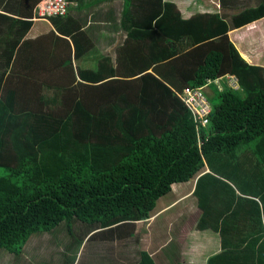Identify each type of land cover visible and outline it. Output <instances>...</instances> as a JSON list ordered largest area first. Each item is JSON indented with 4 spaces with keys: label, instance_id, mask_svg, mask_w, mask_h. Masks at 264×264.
I'll list each match as a JSON object with an SVG mask.
<instances>
[{
    "label": "trees",
    "instance_id": "16d2710c",
    "mask_svg": "<svg viewBox=\"0 0 264 264\" xmlns=\"http://www.w3.org/2000/svg\"><path fill=\"white\" fill-rule=\"evenodd\" d=\"M156 9L155 51L141 45L142 56L116 65L105 57L90 71L68 39L24 40L31 22L12 21L0 57V249L19 259L34 239L36 249L61 240L53 264L73 263L80 241L134 240L161 198L177 183L191 192L198 179V227L221 234L225 256L239 250L264 264V67L248 63L228 33L264 17V5L230 21L220 12L184 18L172 2ZM228 73L241 88H216L219 102L200 127L178 93ZM71 227L74 236L64 234ZM133 264L157 263L141 250Z\"/></svg>",
    "mask_w": 264,
    "mask_h": 264
},
{
    "label": "crops",
    "instance_id": "0c3cea01",
    "mask_svg": "<svg viewBox=\"0 0 264 264\" xmlns=\"http://www.w3.org/2000/svg\"><path fill=\"white\" fill-rule=\"evenodd\" d=\"M44 1L0 0V30H3L4 40L0 47V57L8 55V44L12 37L10 29L13 20L21 21L24 25L27 22H31L24 40L40 39L42 42H47L54 41L55 36L68 39L73 51L78 50L79 52L80 67L83 70L90 71L96 70L98 63L101 62L100 59L105 57H111L116 65L115 60L118 56L119 58L126 57L127 59L142 56L141 45H148L149 54L151 45L155 51V35L153 33V37H151L150 33L151 30L156 29V5L161 2L176 3L184 18H190L196 13L220 12L228 21L231 20L232 15L244 7L264 5V0H183L182 3H180V0H67L70 4L69 12L66 17L62 18L37 20L20 18L8 12L13 9L26 10L31 7L33 12H35L36 6ZM130 32L133 33L131 38L129 37ZM146 33L147 36H145ZM228 33L240 54L248 63L264 66V61L261 60L262 56L257 47H255L260 43L264 46V17L240 28L231 27ZM125 43L127 47H125ZM245 46H251V48ZM74 64L77 66L76 62ZM148 71L153 72V69ZM52 73H54L53 70L46 72V74ZM226 76L217 79L211 85L217 84L218 89L222 88V84L224 87L228 86ZM207 170L208 168H206L205 172L199 174V178L208 172ZM197 185L198 179L193 184V190L186 192V195L185 193L179 195L177 190H175L173 192L175 194L173 201L166 199L167 196L161 198L152 217L138 222H150L146 225L149 228V234H142L147 238L146 241L151 243L149 247L151 250L147 249L146 251L155 259L156 254H161L167 244L174 239L175 229L181 230V232L185 231V249L176 252L178 253L176 257L179 259L176 262L182 261L185 264H252L243 251L230 250L225 256L224 252L226 250L223 248L219 232L212 228L201 229L199 227L200 230L197 229L203 216V210L199 208L194 200L198 201L195 196ZM181 196H185V202L187 199L193 202V206L191 208L186 204V208H188L185 213H182L181 220L183 222L185 219V222L180 226L174 227L173 217L175 213L172 212V206L176 200H182ZM195 204L197 208L191 211L195 208ZM157 209L159 210L156 211ZM168 212L169 216L166 223L157 227V220ZM186 216L188 217L185 218ZM172 224L173 226H171ZM137 231L141 232L136 228V233ZM165 235L167 238L163 239ZM121 241V252L123 253V243H125L126 247L130 239L127 238ZM180 243L183 244V241ZM125 251L129 253L127 255L128 258H120L119 261L121 262H117L118 264H133L137 262L139 257L136 254H133L132 251H127L126 248ZM71 254L73 256L75 253L71 252ZM109 258L110 256H99L94 259L90 255L86 263L82 262L83 264H109ZM123 258L125 259L123 260ZM78 259L77 262L73 261L70 264H78L81 261V257L79 262ZM161 261L164 264H176V262L165 260V258H161ZM26 263H29V261Z\"/></svg>",
    "mask_w": 264,
    "mask_h": 264
},
{
    "label": "rangeland",
    "instance_id": "374dc122",
    "mask_svg": "<svg viewBox=\"0 0 264 264\" xmlns=\"http://www.w3.org/2000/svg\"><path fill=\"white\" fill-rule=\"evenodd\" d=\"M158 1H160V0H158ZM182 1L183 0H180V3H182ZM245 47L251 48V46L250 47L245 46ZM255 47H257L260 55L262 56L261 60L264 61V46H263V44L260 43ZM222 86H224V85L222 84ZM216 88L218 89L217 84L215 86H213V88L210 86L205 91L207 96H208V99L210 101L212 108L214 105L213 103L217 104L219 102V98L216 95V93H217ZM257 89H258V87L256 86V87H254L253 91H255ZM219 90H221V89H219ZM179 185H185V183H182V184L177 183V185L175 186V189L177 190L178 194L181 195L182 193H185V190L178 188ZM174 195L175 194L172 192L171 194H169L167 196L166 199H171V201H173ZM185 195H186V193H185ZM181 199L182 200H176L172 206V212L175 213V215L173 217L174 227L180 226L181 224H183L185 222V219L183 220V222L181 221L182 220V213L183 212L185 213V210L189 206L191 208L193 206V202H191L190 200L187 199L185 202V196H181ZM194 200H195L196 204H198V201L196 199H194ZM186 204H188L187 208H186ZM196 204H195V208L192 209L191 211H194L197 208ZM183 209H184V211H183ZM158 210L159 209H157L156 211H158ZM153 213H154V211H153ZM168 216H169V212L166 213L164 216L160 217L156 222V226L158 227V226L164 225L168 219ZM187 217L188 216H186L185 218H187ZM149 223L150 222H148V223L147 222L137 223V229L140 230L141 232L137 233L134 240H130L126 247H125V243H123V253L121 252L122 241L119 242V241L115 240L112 243H107V242H96L93 239V240L89 241L88 243L86 241L84 243H83V241L78 242L79 243L78 248H77L78 252L72 251L73 253H76V259L74 261L77 262L78 257L79 258L81 257V261H84L86 263V261L88 260L90 255L93 256L94 259L99 257V256H107V257L110 256L109 264H116L117 262H121V261H119L120 258H122V257L128 258L127 255H129V253L125 251V248L127 251H132L133 254H136V256L139 257V252L141 250H145V251L147 249L151 250V248H149L151 243H148L146 241L147 238L143 236L145 233L149 234V231H148L149 228L146 227V225ZM77 225H79L81 227L85 226L84 224L79 223V222H77ZM171 226H173V224ZM149 227H150V225H149ZM197 229L200 230L199 227H197ZM70 231L71 232H69L68 228H65V230L63 232H64V234L70 233L71 236H74V229H72V227L70 228ZM38 236L39 235H34V238H37ZM69 238H70V236L66 235V239L68 240ZM166 238H167V236L165 235L163 237V239H166ZM30 240H29V242H30ZM181 241H183V244L180 243ZM177 244H179V247L181 249L180 248L177 249V247H178ZM34 246H35V239L32 240L31 243L26 247V250L24 251L23 256L19 259L15 258L13 255H10L7 251L0 249V264H53L51 256H55V258H58L59 253L63 254V251L65 250V244L61 240H58V242L54 246L55 248L53 246H51L50 244H47L44 249H41V248L36 249V248H34ZM182 249H185V231L181 232V230L178 231V230L174 229V239L167 244V247L161 252V254H159V258H155L156 259L155 261H157L158 264H164V262L161 261V258H164V253H166V258L169 261L176 262L179 259L176 257L178 255V253H175V252H177L179 250L182 251ZM74 255H73V258H75ZM125 258H123V260ZM152 258H153V256H152ZM27 261H29V263H26Z\"/></svg>",
    "mask_w": 264,
    "mask_h": 264
},
{
    "label": "built area",
    "instance_id": "2783aa9c",
    "mask_svg": "<svg viewBox=\"0 0 264 264\" xmlns=\"http://www.w3.org/2000/svg\"><path fill=\"white\" fill-rule=\"evenodd\" d=\"M68 9L67 0H45L36 7L37 19L63 17L68 13ZM226 78L230 88L240 89V81L237 75L228 74ZM213 81H217V79H208L206 84L200 87H185L181 93H178L200 126H207L210 122L209 116L212 107L205 91Z\"/></svg>",
    "mask_w": 264,
    "mask_h": 264
},
{
    "label": "clouds",
    "instance_id": "9594fccd",
    "mask_svg": "<svg viewBox=\"0 0 264 264\" xmlns=\"http://www.w3.org/2000/svg\"><path fill=\"white\" fill-rule=\"evenodd\" d=\"M67 2H68V1H67ZM36 7H37V6H36ZM69 7H70V4H69ZM68 12H69V9H68ZM67 15H68V13H67L65 16H63V17H66ZM54 18H62V17H54ZM31 19H37L36 11L34 12L33 18H31ZM49 19H52V18H49ZM37 20H39V19H37ZM234 75H235V74H234ZM225 76H226V75H225ZM221 78H222V77H221ZM218 79H219V78H218ZM213 82H214V81H213ZM213 82H212V83H213ZM210 86H211V84H210ZM210 86H209V87H210ZM228 86H229V85H228ZM223 87H224V86H222V88H223ZM222 88H221V89H222ZM234 90H235V89H234ZM211 113H212V111H211ZM211 113H210V114H211ZM200 127H205V126H200Z\"/></svg>",
    "mask_w": 264,
    "mask_h": 264
}]
</instances>
